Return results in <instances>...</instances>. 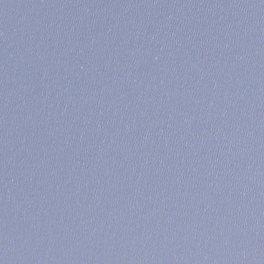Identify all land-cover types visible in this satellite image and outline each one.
Returning <instances> with one entry per match:
<instances>
[{"label":"water","instance_id":"obj_1","mask_svg":"<svg viewBox=\"0 0 264 264\" xmlns=\"http://www.w3.org/2000/svg\"><path fill=\"white\" fill-rule=\"evenodd\" d=\"M0 264H264V0H0Z\"/></svg>","mask_w":264,"mask_h":264}]
</instances>
